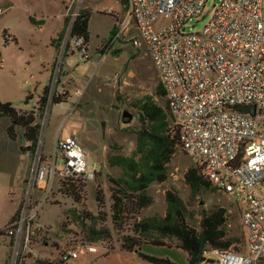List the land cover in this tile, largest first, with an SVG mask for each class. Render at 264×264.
I'll return each instance as SVG.
<instances>
[{"label": "rangeland", "instance_id": "obj_1", "mask_svg": "<svg viewBox=\"0 0 264 264\" xmlns=\"http://www.w3.org/2000/svg\"><path fill=\"white\" fill-rule=\"evenodd\" d=\"M219 0H205L199 20L189 23L187 30L200 31L210 18L213 5ZM0 101H9L16 109L34 110L39 123V136L42 150L51 153L53 140L60 136L75 135L86 148L89 159L87 172H94L89 179H80L76 184L80 195L78 202L61 192V179L54 178V189L49 201L43 202L36 221L43 225L44 231L34 236L33 248L41 258L55 259L63 247L76 249L78 256L65 261V264H153L140 258L134 251H122L118 246L121 233L129 230L131 220L127 219L123 228L112 229L110 220V189L108 175L116 176L118 169L109 166V154H129L134 145L133 128L136 127V114L130 102L153 95L159 81L157 71L144 48H137L131 41L113 38L111 31L116 29V15H123L119 0H93L88 21V47L90 57L81 60L73 72L64 68L54 90L48 92L47 102L39 108L35 101L42 88L49 81L48 64L53 57L50 39L56 28L63 26L55 12H62L60 0H0ZM111 9L113 13L107 12ZM165 19L154 23L156 28L163 26ZM3 30L7 32L5 39ZM15 39V42L12 40ZM76 59H70L73 66ZM119 75L114 77L115 73ZM78 90V92H75ZM52 103V97L64 99ZM132 114L129 123L122 122V112ZM10 121L0 116V227L8 221L17 208L20 194L24 190V180L28 175L32 149L25 150L22 129L15 126L16 137L7 135ZM133 147V146H132ZM193 162L177 147V152L168 163V177L163 183L150 184L148 191L153 202L142 209L138 218L159 214L166 209L164 191L172 189L182 198L190 225L198 226L201 212L214 206L226 208L227 227L231 233L247 232L240 219V206L243 202L231 195L206 189L191 195L183 180V173ZM55 167H63L58 157ZM99 192L102 202L95 199ZM20 196V197H19ZM18 201V203H17ZM94 215L84 219L77 215L83 212ZM99 213V214H98ZM85 226L95 229L106 227L110 236L90 242ZM166 241L173 243V240ZM87 245L96 251H87ZM244 245H241L243 251ZM107 250V251H106ZM140 250L168 257L177 264H185V252L175 246L141 244ZM10 244L5 235H0V264H9ZM36 258L28 257L21 264H31ZM260 264H264L261 261Z\"/></svg>", "mask_w": 264, "mask_h": 264}, {"label": "built area", "instance_id": "obj_2", "mask_svg": "<svg viewBox=\"0 0 264 264\" xmlns=\"http://www.w3.org/2000/svg\"><path fill=\"white\" fill-rule=\"evenodd\" d=\"M88 1L64 2V29L48 92L71 58L79 62L90 57L88 41L73 29L88 10ZM204 3L124 0V14L115 16L113 38L146 49L164 88L180 148L213 187L243 202V251L205 248L199 264H258L264 259V0H219L200 31L187 30L190 22L199 20ZM162 19L166 23L156 28L154 23ZM58 157L63 162L59 170ZM88 162L86 148L75 135L57 134L47 154L38 135L16 211L0 227L10 244L9 264L38 258L34 236L45 228L36 217L40 205L52 196L55 176L92 178ZM86 250L96 247L87 245ZM77 256L76 249L63 247L56 259L65 262Z\"/></svg>", "mask_w": 264, "mask_h": 264}, {"label": "trees", "instance_id": "obj_3", "mask_svg": "<svg viewBox=\"0 0 264 264\" xmlns=\"http://www.w3.org/2000/svg\"><path fill=\"white\" fill-rule=\"evenodd\" d=\"M123 4L124 0H119ZM90 13L86 10L75 21L73 29L84 35L88 41V21ZM114 30L111 31V34ZM7 32L3 30L5 39ZM15 41L14 38H12ZM48 86H45L38 98L39 108H43L47 102ZM63 100L53 96L52 103ZM136 114V127L133 128L134 145H131L129 154H109L107 162L109 166L118 169L116 176L108 175L111 184L110 189V220L117 230L123 228L127 219L131 220L129 230L121 233L118 246L111 245L107 250L116 247L123 251H136L137 255L153 264H177L168 257L156 256L140 250L141 244L174 245L185 252V264H199L202 251L205 248L218 251H239L245 242V232L231 233L227 227L228 215L226 208L214 206L210 210L203 211L198 220V226L190 225L187 221L186 207L182 198L172 189L164 191L166 209L163 215L154 214L138 218L145 207L153 202V197L148 191L150 184L163 183L168 177V163L177 152L179 145L177 130L172 126V117L167 107L165 91L158 81L154 87L153 95L135 99L130 102ZM0 116L9 119L7 135L16 137L15 126L22 129V135L28 145L25 150H31L36 145L39 134V123L36 121L34 110L22 111L16 109L9 101H0ZM133 146V147H132ZM180 147V145H179ZM94 173V172H93ZM183 180L188 186L191 195H197L202 190L211 189L227 195L225 192L213 187L201 174L200 169L192 164L183 173ZM80 179H61V192L72 197L78 202L80 195L76 184ZM95 199L102 202L101 195L96 192ZM240 210V209H239ZM99 214V213H98ZM94 218L89 212L77 215V218ZM84 227L89 232L88 240L94 242L110 236V230L106 227L95 229L93 226ZM173 240L171 242L166 241ZM106 250V251H107ZM264 261L260 260L258 264ZM37 264H65L55 259L36 260Z\"/></svg>", "mask_w": 264, "mask_h": 264}, {"label": "crops", "instance_id": "obj_4", "mask_svg": "<svg viewBox=\"0 0 264 264\" xmlns=\"http://www.w3.org/2000/svg\"><path fill=\"white\" fill-rule=\"evenodd\" d=\"M60 2H61L62 12H63V7H64V2H65V0H60ZM92 4H93V0H89L88 3H87L88 11H89L90 15H91V11H92ZM121 5H123V4H121ZM110 10H111V9H110ZM62 12H58V11H56V12H55V15H54V18H56L57 20H58V19L62 20V22H63V26L61 25V27L56 28L55 31H54V36L50 39V46L53 48V57H52L50 63L48 64V72H49V75H50V79H51V64H52V62H53V60H54V57H55V54H56V45H57L58 39H59V37L62 35L63 29H64V20H63V17H62ZM88 28H89V25H88ZM14 42H15V41H14ZM71 59H74V58H71ZM78 63H79V62L76 61V63L72 66V65L70 64V62H69V65H68V66H65L64 68H65V69H66V68H70V71L73 72L74 68H77ZM64 68L62 69L60 75L62 74V72H64V71H63ZM59 78H60V76H59ZM59 78H58V80H59ZM50 79H49V81L44 85V87H45V86H48V90H49ZM57 83H58V82H57ZM44 87L42 88V91H43ZM42 91H41V93H42ZM75 92H78V90H76ZM40 95H41V94H39V96H40ZM39 96L37 97V99H36V101H35V105L37 104V101H38ZM70 97H71V94H68V95L65 96V98H64L63 100H61L60 102H57V103H61V102H63V101H66V100L69 99ZM78 140H79V139H78ZM79 141H80V140H79ZM83 146H84V145H83ZM21 195H22V194H20V196H21ZM20 196H19V197H20ZM17 203H18V201H17ZM16 207H17V205H16ZM15 211H16V208L14 209V212L9 216L8 220L14 215ZM0 235H3V234L0 233ZM171 246H174V245H171ZM171 246H170V247H171ZM122 251H123V250H122ZM130 252H131V251H130ZM133 252H134V251H133ZM135 252H136V251H135ZM148 253H149V252H148ZM37 259H40V258H39V257L36 258L35 261L32 262L31 264H37V262H36ZM41 259H42V260H49V261H52V260H55L56 258H55V259L41 258Z\"/></svg>", "mask_w": 264, "mask_h": 264}, {"label": "water", "instance_id": "obj_5", "mask_svg": "<svg viewBox=\"0 0 264 264\" xmlns=\"http://www.w3.org/2000/svg\"><path fill=\"white\" fill-rule=\"evenodd\" d=\"M239 108L243 109V110H252V106H240ZM132 114L127 111V110H123L122 112V122L123 123H129L132 120ZM87 264V263H85Z\"/></svg>", "mask_w": 264, "mask_h": 264}]
</instances>
